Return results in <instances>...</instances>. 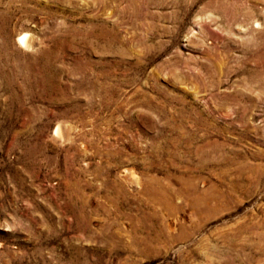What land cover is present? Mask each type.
<instances>
[{"label":"rangeland","instance_id":"1","mask_svg":"<svg viewBox=\"0 0 264 264\" xmlns=\"http://www.w3.org/2000/svg\"><path fill=\"white\" fill-rule=\"evenodd\" d=\"M0 264H264V0H0Z\"/></svg>","mask_w":264,"mask_h":264},{"label":"bare ground","instance_id":"2","mask_svg":"<svg viewBox=\"0 0 264 264\" xmlns=\"http://www.w3.org/2000/svg\"><path fill=\"white\" fill-rule=\"evenodd\" d=\"M20 42L24 45H29V33L25 32L20 35Z\"/></svg>","mask_w":264,"mask_h":264}]
</instances>
